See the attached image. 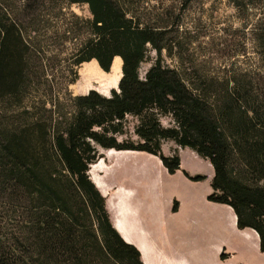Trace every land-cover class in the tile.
I'll return each mask as SVG.
<instances>
[{"label":"trees","instance_id":"16d2710c","mask_svg":"<svg viewBox=\"0 0 264 264\" xmlns=\"http://www.w3.org/2000/svg\"><path fill=\"white\" fill-rule=\"evenodd\" d=\"M65 1L88 5L91 17L49 23L55 0H21L20 6L0 0V184L27 204L25 249L42 264H144L114 226L107 197L89 172L102 149H114L157 156L175 174L181 155L163 149L174 141L212 164L208 200L232 207L238 228L255 230L264 252L262 93L199 87L165 64L175 26L145 0ZM151 50L158 56L143 77ZM117 57L123 59L118 90L68 92L82 64L97 60L110 72ZM129 117L138 120L137 139L129 135ZM184 173L194 182L208 178ZM0 264L13 263L0 255Z\"/></svg>","mask_w":264,"mask_h":264},{"label":"rangeland","instance_id":"374dc122","mask_svg":"<svg viewBox=\"0 0 264 264\" xmlns=\"http://www.w3.org/2000/svg\"><path fill=\"white\" fill-rule=\"evenodd\" d=\"M55 1L54 9L46 12L45 20L49 23L74 21L75 14L83 18L91 17L86 4ZM145 1L157 7L166 22L175 26L169 35L175 48L173 53L164 52L165 64L177 68L193 85L255 87L264 97V0ZM237 1L244 3L245 7L239 8ZM11 3L20 6L21 0H11ZM27 17L30 19L32 15ZM157 56L151 50L141 67L143 77ZM87 66L89 64L85 63L77 68L78 78L68 86V92L73 95L89 92L88 88L81 87L86 81L83 71ZM110 73L106 78L114 77V69ZM103 82L102 79L93 82L92 89L102 90L100 85ZM114 87L104 88L111 93ZM66 93H60L63 100H66ZM2 105L0 101V109ZM137 123L136 118L129 117L128 131L134 139H137ZM163 123L169 126L170 119H164ZM180 148L174 141H167L163 149L166 155H172L176 151L180 153ZM191 151L190 148L182 151L185 167L211 176L214 171L212 164L202 157L197 160ZM102 153L104 157L91 166L89 173L104 193L108 191L111 216H115L119 205L124 212L128 209L126 195L129 202L137 206L136 213L140 217L148 214V204L157 203L156 217L162 220V224L157 226L156 236L161 239L159 242L169 256L186 257L193 264H264L259 239L246 236L233 225L227 209L207 204L211 203L207 199L211 188L209 181L190 180L184 173L187 169L184 167L170 174L159 157L146 152L102 149ZM143 184L154 185L156 197H145L142 194ZM176 197L187 203L181 215L172 212ZM26 206V202L17 200L0 184V255L13 264H42L34 250H26L20 240L27 225ZM117 225L121 233L130 239L123 226L119 222ZM224 250L227 254L234 252L236 255L221 260Z\"/></svg>","mask_w":264,"mask_h":264},{"label":"crops","instance_id":"0c3cea01","mask_svg":"<svg viewBox=\"0 0 264 264\" xmlns=\"http://www.w3.org/2000/svg\"><path fill=\"white\" fill-rule=\"evenodd\" d=\"M92 88H94V87H89L87 89V91L88 90L90 91ZM95 89H97V88H95ZM97 90L100 91L101 93L105 94V95H110V90H108L107 88L106 89L103 88L102 89L103 91L99 90V89H97ZM183 150H184L183 148H180V155H181L182 161H183V157H182V151ZM127 152H132V151H127ZM191 155L193 157H195L197 160H201V157L195 151H191ZM182 167L187 168L184 171L189 172L191 175L203 174V173L196 172V171H194L188 167H185L183 162H182ZM204 175H207V174H204ZM214 175H215V171L212 172L211 176L207 175L208 178L206 179V181H209L211 183L213 178H214ZM142 186H143L142 194L145 197H149V198H153V196L156 197V195H154V194H156L154 185L151 186L150 184H143ZM209 189L210 190H209V193L207 194V199H208V196L213 191L212 186ZM107 192L104 193L102 191V193L106 197H107ZM128 199L129 198L126 195L125 204H127L126 207H128V209H126L124 212L123 210H121L120 205H119L116 208L115 216H111V218H112V222H113L114 226L120 232V234L123 236V238L127 242L135 245L140 250L144 264H193L186 257L177 258V257L169 256L165 252L163 245L160 244L159 241H161V239H159V237L156 236V234L158 235V231L156 230L157 226L159 224L160 225L162 224V220L156 217V211H158V204L157 203L156 204L155 203L148 204V207H147L148 214L144 215V217H140L136 213V207L137 206H135V204L130 203ZM175 200L179 201V210L177 212H174L173 207H172V212L176 215H181L182 212L185 211V209L187 207V203L181 197H179V198L176 197L173 200V206H174ZM120 203H121V201H120ZM125 204L123 203L124 206H125ZM207 204H209L213 207L217 206L219 208L227 209L229 212V216L231 217L233 225L237 226L238 218H237V215L234 212L232 207H230L228 205H224V204H217L216 205V203H212V202L211 203L207 202ZM107 206L109 209L110 206L108 205V200H107ZM109 211H110V209H109ZM117 222H119V224H121L123 226L125 231L128 232L130 239H127L121 233V231L117 227L118 226ZM237 228H238V226H237ZM241 232L248 237H255V238L259 239V243H260L259 235L255 230L244 229V230H241ZM164 235H166L165 231H164ZM160 238H162V234H161ZM223 252H225V250ZM228 254H229V256L227 259L236 255V253H234V252L228 253ZM221 255H220V258H221ZM221 260H223V259L221 258Z\"/></svg>","mask_w":264,"mask_h":264},{"label":"bare ground","instance_id":"6f19581e","mask_svg":"<svg viewBox=\"0 0 264 264\" xmlns=\"http://www.w3.org/2000/svg\"><path fill=\"white\" fill-rule=\"evenodd\" d=\"M86 64H89V66H87L83 71V76L86 79L84 86L81 85L83 89L93 86V82L101 79L104 80V82L100 85L102 88L113 87V85L116 87L117 83L123 76V59L121 57H117L114 61L112 70L114 69L115 74L112 78H106L107 75H110L111 73L103 70L97 60L87 62ZM105 83L107 84V86Z\"/></svg>","mask_w":264,"mask_h":264},{"label":"water","instance_id":"95a60500","mask_svg":"<svg viewBox=\"0 0 264 264\" xmlns=\"http://www.w3.org/2000/svg\"><path fill=\"white\" fill-rule=\"evenodd\" d=\"M116 60V59H115ZM114 60V61H115ZM112 68H113V66H112ZM112 68H111V70H112ZM120 81H121V79H120ZM120 81L117 83V86L116 87H114L115 89H119V87H120ZM97 90V89H96ZM100 92V91H99ZM94 183H95V181H94ZM96 184V183H95ZM97 185V184H96ZM97 187L99 188V186L97 185ZM100 189V188H99ZM101 190V189H100ZM102 191V190H101Z\"/></svg>","mask_w":264,"mask_h":264}]
</instances>
